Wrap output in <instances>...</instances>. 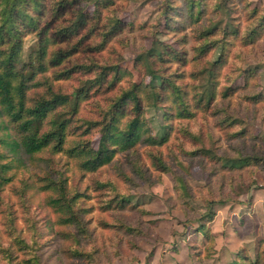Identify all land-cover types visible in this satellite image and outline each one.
Returning a JSON list of instances; mask_svg holds the SVG:
<instances>
[{
    "label": "rangeland",
    "instance_id": "rangeland-1",
    "mask_svg": "<svg viewBox=\"0 0 264 264\" xmlns=\"http://www.w3.org/2000/svg\"><path fill=\"white\" fill-rule=\"evenodd\" d=\"M103 1L44 4L50 22L64 8L68 12L53 23L57 32L71 27L81 11L86 15L85 32L68 45L82 43L68 68L87 65L96 77L98 65H117L123 72L120 80L109 76L102 89L90 92L73 120L78 133L91 129L90 134H72L66 146L97 148L98 123L108 109L133 84L148 87L153 73L168 88L157 87L165 96L158 105L143 91L144 118L151 134L168 136V142L140 143L95 173L82 170L66 152L24 160L5 150L14 166L12 181L0 187V264H237L243 256L254 261L264 254V0H109L106 8ZM99 16L103 27L110 21V29L117 19L122 28L100 54L94 46L102 37L83 38ZM38 46L35 35L25 37L23 59ZM149 49H159L162 57L150 59L152 71L140 62ZM218 57L224 64L213 66ZM84 71L55 89L74 95L92 75ZM209 85L215 99L198 106V92ZM176 89L193 117L177 116ZM242 157L251 160L242 167L229 162ZM49 181L62 192L45 190ZM58 195L71 205L76 224L58 223L68 213L49 207L50 197ZM211 202L215 218L207 222Z\"/></svg>",
    "mask_w": 264,
    "mask_h": 264
},
{
    "label": "trees",
    "instance_id": "trees-1",
    "mask_svg": "<svg viewBox=\"0 0 264 264\" xmlns=\"http://www.w3.org/2000/svg\"><path fill=\"white\" fill-rule=\"evenodd\" d=\"M47 1L0 0V187L12 181L9 172L14 165L12 161L7 160L5 150L23 154L24 160L27 157L30 160L46 151L52 154L66 152L70 158L79 159L82 170L95 173L112 164L118 154L130 152L140 143L159 147L168 142V136L154 137L144 118L143 91H148L152 96V104L158 105L165 96H161L157 87H161L162 90L168 88L165 81L161 83V74L153 73L148 87L144 89L133 84L108 109L103 120L98 123L100 137L97 148L66 146L70 142L68 139L70 135L90 134L91 129L78 133L79 127L73 125L74 117L77 116L80 106L90 92L94 89H102L109 76L116 81L120 80L123 72L117 65L104 67L98 65L97 68L100 71L96 77V72L87 65L76 63L68 68L69 62H72L75 54L78 53L76 47L82 43L78 40L76 47L70 49L68 45L75 37L85 32L88 21L84 11H81L76 21L71 22V27L61 29V33L54 31L53 23L60 20L62 14L66 16L68 12L65 8V12L58 10L61 12L58 15L55 14L54 22H50L47 19L48 10L44 7ZM108 2L109 0L103 1L105 8ZM101 21L99 16L96 23L90 27L91 29L89 28L84 37L82 36L86 41L102 37V41L94 46V51L98 54L105 52L111 40L122 32L119 20L113 19L110 29L107 28L110 21L106 27L101 25ZM106 28L107 31H104ZM29 35H35L38 38L39 46L36 51L30 53L27 60H24V38ZM209 50L210 47L206 50L201 49L203 54ZM160 54L159 49H149L140 57V62L152 71L150 59L157 57L161 59ZM222 64L224 61L219 57L213 62V66ZM83 70L92 75L85 79L74 95L63 94L55 89L57 82L70 80ZM211 75H213V69L209 70V76L213 77ZM215 96L214 86L209 85L198 92L196 103L198 106L203 103L210 105ZM223 96L227 97L228 92L224 91ZM254 99L257 100V97ZM175 101L178 104L177 116L187 119L194 116V113L189 110L184 94L177 89ZM67 108H70V113L64 111ZM128 113H132L131 116ZM68 114L70 117H66ZM123 118L127 119L124 125H121ZM250 160L242 157L229 162L242 167ZM155 162L158 167L166 169L159 157H155ZM44 186L45 190H56L58 194L63 190L62 188L59 191L50 181ZM251 186H248V190L252 188ZM48 205L59 212H68L60 216L58 221L60 225L76 224L77 217L70 212L71 205L67 204L62 196L50 197ZM212 205V202L209 203V213L205 215L207 222H212L215 218ZM121 207L125 208L124 205ZM237 264H264V254L258 253L254 261L248 256H243Z\"/></svg>",
    "mask_w": 264,
    "mask_h": 264
},
{
    "label": "clouds",
    "instance_id": "clouds-1",
    "mask_svg": "<svg viewBox=\"0 0 264 264\" xmlns=\"http://www.w3.org/2000/svg\"><path fill=\"white\" fill-rule=\"evenodd\" d=\"M156 191H157V192H159V191H160V189H159V188H157V189H156Z\"/></svg>",
    "mask_w": 264,
    "mask_h": 264
}]
</instances>
